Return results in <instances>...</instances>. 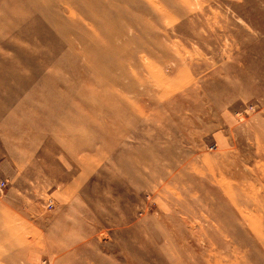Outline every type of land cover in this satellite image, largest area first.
Here are the masks:
<instances>
[{
  "label": "rangeland",
  "instance_id": "374dc122",
  "mask_svg": "<svg viewBox=\"0 0 264 264\" xmlns=\"http://www.w3.org/2000/svg\"><path fill=\"white\" fill-rule=\"evenodd\" d=\"M0 155V264H264V0H0Z\"/></svg>",
  "mask_w": 264,
  "mask_h": 264
},
{
  "label": "bare ground",
  "instance_id": "6f19581e",
  "mask_svg": "<svg viewBox=\"0 0 264 264\" xmlns=\"http://www.w3.org/2000/svg\"><path fill=\"white\" fill-rule=\"evenodd\" d=\"M130 20H132V19H130ZM136 22H138L139 24H141V25H144L143 24V18H142V15L139 17V18H137L136 19ZM150 26H146V25H144V30H145V33L147 34V35H150V36H155L156 37V35H154V31H153V29H151V28H149ZM139 33V32H138ZM160 43V42H159ZM158 43V46L159 47H161L162 49H163V47L162 46H160V44Z\"/></svg>",
  "mask_w": 264,
  "mask_h": 264
},
{
  "label": "crops",
  "instance_id": "0c3cea01",
  "mask_svg": "<svg viewBox=\"0 0 264 264\" xmlns=\"http://www.w3.org/2000/svg\"><path fill=\"white\" fill-rule=\"evenodd\" d=\"M1 157V155H0ZM4 158V157H2ZM6 159H3V161L0 163V174H3V173H13L14 171H12L11 169H9V167H6V166H9L10 164L6 163L5 161Z\"/></svg>",
  "mask_w": 264,
  "mask_h": 264
},
{
  "label": "built area",
  "instance_id": "2783aa9c",
  "mask_svg": "<svg viewBox=\"0 0 264 264\" xmlns=\"http://www.w3.org/2000/svg\"><path fill=\"white\" fill-rule=\"evenodd\" d=\"M5 186V180L4 179H0V189H2ZM49 205H51V203H48Z\"/></svg>",
  "mask_w": 264,
  "mask_h": 264
}]
</instances>
